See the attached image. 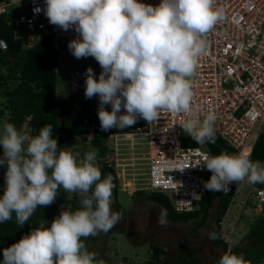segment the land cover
<instances>
[{"label": "clouds", "instance_id": "obj_1", "mask_svg": "<svg viewBox=\"0 0 264 264\" xmlns=\"http://www.w3.org/2000/svg\"><path fill=\"white\" fill-rule=\"evenodd\" d=\"M45 4L34 12L44 11L51 24L64 30L74 28L79 37L68 43L69 50L76 58H95L102 68L98 79L92 67L86 69L85 97H99L103 131L129 128L139 118L157 121L161 110H167L190 114L181 126L198 144L216 142V114L194 118L190 79L204 51L198 37L220 18L214 0H160L156 6L142 0H45ZM0 46H4L2 41ZM109 104L110 111L105 108ZM93 139L89 134L87 141ZM0 146V168H6L0 224L14 213L17 224L23 226L39 206L56 200L61 187L78 197L74 210L61 206L50 225L42 220L4 248L0 264H105L82 239L108 233L121 219V213L112 210L114 177L102 178L96 151H87L78 160L71 151L58 147L50 124L33 134L27 124L18 128L5 123ZM203 166L212 172L204 187L213 193H227L232 184L245 179L264 184V162L253 161L249 153L209 155ZM159 222H167L165 209ZM208 237L220 239L216 231ZM217 264L250 262L229 247Z\"/></svg>", "mask_w": 264, "mask_h": 264}, {"label": "built area", "instance_id": "obj_2", "mask_svg": "<svg viewBox=\"0 0 264 264\" xmlns=\"http://www.w3.org/2000/svg\"><path fill=\"white\" fill-rule=\"evenodd\" d=\"M142 2L156 6L160 0ZM16 5H22L27 13L17 15ZM36 7L44 9L45 0H0V14H12L15 36L20 30L26 33L23 49L35 44L37 32L50 34L55 49H69L68 43L78 38L79 33L74 28L64 30L51 24L44 11L34 12ZM213 7L220 11V18L209 32L198 37L204 43V51L198 57L196 74L190 78L194 91V118L203 120L207 113L214 112L217 135L236 154L243 149L251 154L264 130V0H214ZM0 41L7 49L6 41L3 38ZM4 46L0 48L5 50ZM97 69L99 77L102 71L99 63ZM85 79L86 69L69 71L68 92L85 90ZM99 106V97L90 104L93 119L98 121ZM105 108L110 111L111 105H105ZM187 118L190 114L161 110L157 121L139 118L129 128H112L118 130L107 137L115 139L113 153L100 157L101 166L107 165L119 179V170L124 163H120L122 158L115 157L117 146L123 145L120 142L123 139L140 143L144 151L140 152L142 157H135L134 161H144L146 167L142 168H146V182L138 189L165 193L176 211H193L206 192L204 181L208 169L203 164L210 151L202 145H182V136L187 133L181 125ZM0 150L3 152L2 146ZM246 205L256 218L264 216V184L251 185L240 208L244 209ZM222 224L223 221L221 227ZM222 230L224 227L220 234L222 241L227 244V249L232 248L234 226L229 229V235ZM218 259L212 264H217Z\"/></svg>", "mask_w": 264, "mask_h": 264}, {"label": "trees", "instance_id": "obj_3", "mask_svg": "<svg viewBox=\"0 0 264 264\" xmlns=\"http://www.w3.org/2000/svg\"><path fill=\"white\" fill-rule=\"evenodd\" d=\"M11 19V13L0 14V38H3L7 43L6 50L0 48V97L4 99L3 103L0 100V104H4V107L7 108V111L3 108L0 109L1 118L7 112L4 124L14 123L18 128L23 124H27L33 130V134H37L40 128L50 124L52 125V136L60 137L59 140L63 137L75 140L85 134H91L94 137L93 144L98 146L99 155L105 156L107 154L105 140L109 134L118 130L103 131L100 127V121L93 119L90 103L86 98L77 97L73 102H67L57 97L56 69L59 62V50L53 47L51 35L44 34L30 48L23 49V40L15 36ZM215 134V143L202 145L210 151V155L236 154L233 148L228 146L216 132ZM182 145L200 144L189 134H184ZM59 147L61 146L59 145ZM67 147L62 146L65 149ZM247 152L248 150L244 149L242 153ZM2 154L3 152L0 150V155ZM250 157L253 161L264 162V130L259 135ZM1 169L6 172V168ZM101 172L102 175L115 174L107 165L102 166ZM211 175L212 172L208 170L206 181L211 178ZM114 184V193H116L117 182L115 180ZM238 186L239 182L232 184L231 190L227 193H213L206 189L197 207L189 212L176 211L169 196L165 193L138 190L136 194L143 195L148 201L162 206L167 211V219L171 222L189 223L194 219L195 223L191 226L193 235H195L197 228L205 223L210 209L214 207L213 218L215 224L213 231L220 235V222ZM59 193L60 189L58 195ZM75 206L74 208H76ZM59 213L60 210L56 206V200L50 205L39 206L23 226L17 224L13 213L11 220L0 224V259L3 257L4 248L29 234L31 229L38 227L42 220H46L50 225ZM199 216L200 218H198ZM256 221L247 235L249 241L252 238H264V216L256 219ZM211 245L220 250L221 254L227 250V244L222 241L221 237L217 240H211ZM150 248L151 257L141 264H202L200 258L196 255L198 248L195 247L184 248V253L171 263H161V256L165 253L163 247L151 244ZM231 249L237 254H243L250 264H264V252L261 250L259 253H254L249 250L250 248L241 249L232 246Z\"/></svg>", "mask_w": 264, "mask_h": 264}, {"label": "rangeland", "instance_id": "obj_4", "mask_svg": "<svg viewBox=\"0 0 264 264\" xmlns=\"http://www.w3.org/2000/svg\"><path fill=\"white\" fill-rule=\"evenodd\" d=\"M16 14H26L27 9H23L22 5H16ZM44 33L37 32L36 39H40ZM19 38L25 39L26 33L24 30L17 32ZM98 62L95 58L82 57L76 58L69 49L59 50V62L56 69L57 72V97L60 100L73 102L77 97H85V90L77 93H69L67 87V75L69 71L74 69H87L89 66L93 68L98 79ZM4 71V68H3ZM85 85V83H84ZM76 94V95H75ZM92 105L98 100V96L91 99L86 98ZM1 102H4L3 97H0ZM3 105V106H2ZM7 108L4 104H0V109ZM7 112L0 117V131L6 119ZM1 116V115H0ZM89 135V134H88ZM88 135L77 137L75 140L63 137L58 140V147L68 146L67 150L71 151L73 155L79 160L82 159L84 153L87 151H96L97 166L101 169V159L99 155L98 146L93 142L87 141ZM141 140V139H138ZM107 154L113 153L114 138H106ZM120 141V140H119ZM109 142V144H108ZM123 145H118V155L115 157L122 158L119 172V179L112 175L117 182V191L112 194V210L121 213V219L118 224L108 233H100L97 236H89L82 238L89 251H94L98 254V258H102L105 264H141L151 257V244H157L164 248L165 253L161 256V263H171L181 256L184 248H198L196 255L200 258L202 264H212L216 258L220 257L221 251L211 245V239L208 233L214 230V207L210 209L208 219L205 223L197 228L195 235L192 234L191 226L195 223L192 219L189 223L171 222L167 219L165 224L159 222V217L162 206L150 202L143 195H137L139 187L146 182V167L144 161L138 159L134 161L135 157H142L140 152L142 145L139 143H129L127 140H121ZM133 142H136L134 139ZM135 149V150H134ZM134 161L133 168L132 162ZM123 162V163H122ZM139 163V164H138ZM106 176L102 175V178ZM5 184V171L0 168V196L3 195V185ZM251 183L245 179L239 182L237 191L235 192L228 209L222 219L224 227L223 233L229 235V229L234 226L233 247L243 248L245 245L252 243L249 250L254 253H259L260 250L264 252V238L252 240L247 239V235L257 221L255 216L251 214L249 207L246 205L241 209V201L244 199L246 191L251 187ZM116 194V195H115ZM75 200V203H74ZM78 197L75 193H66L61 187L60 193L56 198V206L61 211V206H66L69 209L78 207ZM200 218V216L198 217ZM197 218V219H198ZM221 234V230H220ZM227 235V236H228ZM248 243V244H247Z\"/></svg>", "mask_w": 264, "mask_h": 264}, {"label": "flooded vegetation", "instance_id": "obj_5", "mask_svg": "<svg viewBox=\"0 0 264 264\" xmlns=\"http://www.w3.org/2000/svg\"><path fill=\"white\" fill-rule=\"evenodd\" d=\"M248 244V243H247ZM252 243L248 244V245H245L242 249H247L249 248V246L251 245Z\"/></svg>", "mask_w": 264, "mask_h": 264}, {"label": "crops", "instance_id": "obj_6", "mask_svg": "<svg viewBox=\"0 0 264 264\" xmlns=\"http://www.w3.org/2000/svg\"><path fill=\"white\" fill-rule=\"evenodd\" d=\"M106 142V141H105ZM107 143V142H106ZM98 150V149H97ZM107 152V151H106ZM104 154H106V153H104ZM101 157V156H100Z\"/></svg>", "mask_w": 264, "mask_h": 264}, {"label": "bare ground", "instance_id": "obj_7", "mask_svg": "<svg viewBox=\"0 0 264 264\" xmlns=\"http://www.w3.org/2000/svg\"><path fill=\"white\" fill-rule=\"evenodd\" d=\"M244 150V149H243ZM243 150L241 151V153L243 152Z\"/></svg>", "mask_w": 264, "mask_h": 264}, {"label": "water", "instance_id": "obj_8", "mask_svg": "<svg viewBox=\"0 0 264 264\" xmlns=\"http://www.w3.org/2000/svg\"><path fill=\"white\" fill-rule=\"evenodd\" d=\"M2 259H3V257L0 260H2Z\"/></svg>", "mask_w": 264, "mask_h": 264}]
</instances>
